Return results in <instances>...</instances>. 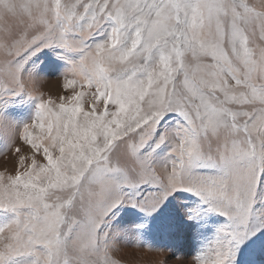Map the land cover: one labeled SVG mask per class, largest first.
<instances>
[{
  "label": "snow or ice",
  "instance_id": "1",
  "mask_svg": "<svg viewBox=\"0 0 264 264\" xmlns=\"http://www.w3.org/2000/svg\"><path fill=\"white\" fill-rule=\"evenodd\" d=\"M258 7L264 0H20L17 11L0 0L10 13L0 16V90H19L17 57L35 42L80 52L66 74L72 94L41 99L21 130L31 162L17 147L15 174L0 175V210L10 214L0 264H120L99 229L123 189L146 182L159 186L138 204L149 212L185 190L226 216L191 264H233L264 178V46L250 47L257 32L264 41ZM104 24L105 38L89 45ZM168 113L179 120L156 141L172 139L158 174L142 150Z\"/></svg>",
  "mask_w": 264,
  "mask_h": 264
},
{
  "label": "rangeland",
  "instance_id": "2",
  "mask_svg": "<svg viewBox=\"0 0 264 264\" xmlns=\"http://www.w3.org/2000/svg\"><path fill=\"white\" fill-rule=\"evenodd\" d=\"M246 2L258 5L260 0ZM10 3L18 11L20 0H10ZM260 10L264 9L258 7L257 11ZM0 16L8 19L10 13L3 9L0 10ZM109 27L104 24L94 30L88 38V44L102 41ZM252 39L250 47L264 46L259 32ZM79 57V50H69L47 42H35L19 54V90H0V175L15 174L19 157L14 149L17 147L20 148L19 155L29 158L27 162H31L32 150L21 140V130L36 118L41 99L58 104L61 98L72 94V89L65 87L66 80L72 77H66V74L71 63ZM4 59L0 55V65ZM2 80L4 74L0 72ZM75 90L88 91L82 89L79 83ZM91 102L89 93L83 99L86 110ZM100 107H103L102 102ZM178 120L175 113L166 114L142 150L151 152L158 174L164 171V165L169 163L170 166L172 139L169 137L158 147H155L156 141L161 135L169 133ZM215 148L216 143L213 142V152ZM204 149L208 150L207 142ZM36 159L43 162L41 156ZM121 163L130 165L131 161L121 155ZM195 171L197 174H214L210 168ZM158 190V185L147 182L125 187V195L120 203L112 207L103 219L99 231L106 233L110 250L120 264H191L197 255L214 244L220 235L219 230L228 223L226 216L210 209L195 193L185 190L173 191L151 212L138 206L139 202ZM9 218V213L0 210V223ZM233 264H264V178L260 179L256 189L249 234L236 245Z\"/></svg>",
  "mask_w": 264,
  "mask_h": 264
}]
</instances>
